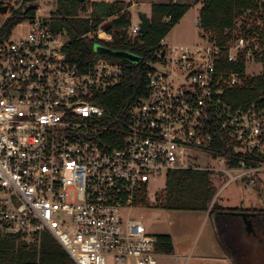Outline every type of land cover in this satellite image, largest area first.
<instances>
[{
  "label": "built area",
  "instance_id": "obj_1",
  "mask_svg": "<svg viewBox=\"0 0 264 264\" xmlns=\"http://www.w3.org/2000/svg\"><path fill=\"white\" fill-rule=\"evenodd\" d=\"M30 5L0 0V29L20 18L0 33V237L40 245L49 235L75 264H157V236L132 214L154 179L214 172L209 157L230 181L255 184L264 171V106L231 101L234 89L264 77V0L237 10L222 36L198 19L201 42L163 40L147 93L126 120L95 100L122 82V64L101 57L82 70L47 3L38 0L33 13ZM140 22L132 20V36ZM22 26L28 31L13 36ZM90 32L113 39L102 27ZM110 116L123 125L115 145L102 136L118 129Z\"/></svg>",
  "mask_w": 264,
  "mask_h": 264
},
{
  "label": "trees",
  "instance_id": "obj_2",
  "mask_svg": "<svg viewBox=\"0 0 264 264\" xmlns=\"http://www.w3.org/2000/svg\"><path fill=\"white\" fill-rule=\"evenodd\" d=\"M27 7L33 13L38 0ZM257 0H203L199 24L206 31L222 36L232 26L235 12L254 7ZM51 9L53 25L58 30H65L69 42L65 46L67 57L78 63L82 70L90 67L102 56L121 59L123 67L122 82L98 95L95 100L106 107L113 115L127 119L132 106L147 93V74L151 62L161 58L162 41L174 26L187 13L191 5L174 0L158 2L152 5L151 25L148 33L132 36L131 3L125 0L91 1V0H54ZM91 9V17L85 14ZM19 17H11L0 29V33L8 35ZM102 27L113 34L111 40H99L90 31ZM102 44L116 51H128L138 55L141 60L134 63L121 57L98 53L95 45ZM264 59V56L262 57ZM264 77L249 79L243 87L233 90L231 101L236 105H247L260 102L264 106ZM108 122L117 127L116 131H104L102 136L108 144L115 145L113 139L118 135L123 139V125L110 116ZM119 133V134H118ZM213 172L206 170H176L168 173L165 184L158 189L154 200L150 191L144 189L138 204L141 206H160L168 210L208 211L217 222L219 233L225 229L224 222L231 217L232 225L237 226L238 217L230 212L249 211L256 213L255 227L264 234V208L244 209L223 207L217 199L218 189L213 181ZM257 190L264 196V187L258 177L255 182ZM156 250L159 253L171 254L174 251L173 238L170 234H157ZM0 264H75L66 251L49 235H45L40 245H28L14 236L0 237Z\"/></svg>",
  "mask_w": 264,
  "mask_h": 264
},
{
  "label": "rangeland",
  "instance_id": "obj_3",
  "mask_svg": "<svg viewBox=\"0 0 264 264\" xmlns=\"http://www.w3.org/2000/svg\"><path fill=\"white\" fill-rule=\"evenodd\" d=\"M47 5L44 7L46 10L51 11L55 7L54 0H41ZM93 2V0H91ZM105 1V0H95ZM128 3L135 1L137 4L132 9L133 22L138 21L140 13H146L151 16V9L154 3L167 2L169 0H125ZM181 3H187L191 5L187 13L181 18V20L174 26L172 31L164 39L166 44H192L201 42L203 31L198 25V19L200 18V12L203 7V0H174ZM91 9L85 14L91 17ZM3 20V15L0 13V22ZM28 31L26 26L14 29L13 36H18L21 33ZM110 61L121 62V59L112 57L108 58L102 56ZM152 66H156V62H151ZM207 163L216 169L213 173V181L218 189L216 199L223 207L232 208H244V209H262L264 208V196L260 194L254 183H244L242 180L230 181V175L226 173L225 166L217 159L207 158ZM206 162V160H204ZM259 179L261 186L264 187V171L260 172ZM165 176H159L150 183V197L154 200V195L158 189L164 186ZM173 210H168L160 206H141L138 205L133 209V217L138 218L144 222L148 231L153 234H161L172 228L174 221ZM238 217V216H237ZM241 221L240 217L237 218ZM260 236H256L253 233H249L244 230L239 232L238 229L234 231L235 245L237 248L236 264H264V234L260 230ZM167 259L161 258L160 263H165ZM168 261H170L168 259ZM172 264H181L180 261L172 260ZM234 263V262H233Z\"/></svg>",
  "mask_w": 264,
  "mask_h": 264
},
{
  "label": "crops",
  "instance_id": "obj_4",
  "mask_svg": "<svg viewBox=\"0 0 264 264\" xmlns=\"http://www.w3.org/2000/svg\"><path fill=\"white\" fill-rule=\"evenodd\" d=\"M136 4L133 1L131 8ZM172 212H175L172 228L161 234L172 236L174 251L171 254L160 253L157 264H172L174 259L181 264H236L238 246L235 245L234 235L236 239L237 236L240 239L241 235L234 234V231L245 230L241 219L237 226L233 227L231 217H227L224 222L225 229L219 233L217 222L210 215V210H173ZM161 258L167 261L160 263Z\"/></svg>",
  "mask_w": 264,
  "mask_h": 264
},
{
  "label": "water",
  "instance_id": "obj_5",
  "mask_svg": "<svg viewBox=\"0 0 264 264\" xmlns=\"http://www.w3.org/2000/svg\"><path fill=\"white\" fill-rule=\"evenodd\" d=\"M6 10H7L6 6H0V11L5 12ZM139 18L141 20V22L139 24L141 33H143V34L148 33L150 30V25H151L150 17L146 13H140ZM95 51L98 53L118 56V57H121L125 60L131 61L134 63H139L141 60V58L138 55H135L131 52L112 50L109 47L102 45V44H96L95 45ZM162 55H164V52H162ZM230 213L234 216H238L241 218V220L245 226L246 231H248L249 233H253L256 236H260V233L256 229L254 221H253V217L256 216V213L249 212V211H238V212H230ZM232 261H233V259H232Z\"/></svg>",
  "mask_w": 264,
  "mask_h": 264
},
{
  "label": "flooded vegetation",
  "instance_id": "obj_6",
  "mask_svg": "<svg viewBox=\"0 0 264 264\" xmlns=\"http://www.w3.org/2000/svg\"><path fill=\"white\" fill-rule=\"evenodd\" d=\"M256 218H257V216L253 217V220L256 219Z\"/></svg>",
  "mask_w": 264,
  "mask_h": 264
}]
</instances>
